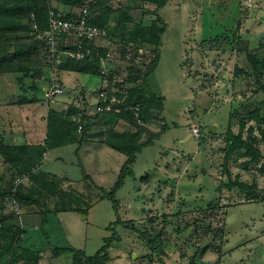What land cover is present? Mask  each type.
Wrapping results in <instances>:
<instances>
[{
    "label": "rangeland",
    "instance_id": "1",
    "mask_svg": "<svg viewBox=\"0 0 264 264\" xmlns=\"http://www.w3.org/2000/svg\"><path fill=\"white\" fill-rule=\"evenodd\" d=\"M245 1L168 0L159 9L167 26L150 87L163 96L164 109L163 119L155 121L151 130L159 133L164 123L166 130L138 154L134 176L115 193L119 205L104 194L118 180L119 159L125 160L124 154L115 151L119 157L107 156L102 152L106 148L97 142L84 144L78 152L76 144L54 149L30 185L34 192L42 190L43 201L38 206L22 205L25 232L36 244L32 248L35 252L42 251V255L43 245L72 246L85 256H93L108 242L111 259L106 264H190L194 255L198 264H215L219 259L227 264H264V201L249 199L248 191L239 186L218 189L222 181H229L223 147L230 115L234 109L242 112L249 100L260 96L253 93L254 84L243 96L242 83L234 81L236 66L247 65L245 48L264 41V0H251L252 6ZM153 17L149 15L147 20ZM97 43L110 47L112 57L104 60L106 67L120 66L118 77L125 78L128 61L122 58L118 45L111 38ZM59 71L58 67H46L44 75L36 78L37 92L31 87V77L23 84L17 83L13 74L0 77V101L30 99L36 93L44 98V90L54 82L64 86ZM78 76L79 82L68 86L50 104L45 99L14 103L10 111L18 130L24 127H20L21 109L33 108L38 114L35 127L44 132L49 112L62 111L73 93L78 95L74 90L78 83L87 89L101 86L99 75ZM40 114L45 117L42 122ZM192 124L199 126L200 137L193 134ZM238 129L234 122L233 130ZM260 148L264 150L263 143ZM54 155L60 157L53 159ZM247 160L239 154L230 159L232 179L239 175L243 182L255 181L263 194L264 158L246 166ZM46 172L68 175V183H74L68 197L54 196V187L44 186L41 177ZM211 201L219 202L224 210L209 212ZM64 206L75 210L56 211ZM40 207L46 210L47 222L38 212ZM142 230L160 237L164 250L152 248L149 232ZM206 245L211 247L201 254L199 247L204 250ZM53 264H73V253H64Z\"/></svg>",
    "mask_w": 264,
    "mask_h": 264
},
{
    "label": "trees",
    "instance_id": "2",
    "mask_svg": "<svg viewBox=\"0 0 264 264\" xmlns=\"http://www.w3.org/2000/svg\"><path fill=\"white\" fill-rule=\"evenodd\" d=\"M85 1L0 0V77L13 74L17 83L21 84L26 81V78L31 77L34 79L31 87L35 91L38 90L40 87L36 84V78L44 75L46 67L53 69L49 62L46 40L44 38V34L49 28L50 10H54L59 17L75 21L80 18L81 5ZM119 1L121 0H91L89 22L107 29V38H111L113 43L118 45V51L124 60L127 52L130 50L134 52L133 59L131 61L127 60V75L125 78L118 77L121 72L118 70L120 66L117 69L111 65L107 66L110 71V78L114 79L115 76L117 77L113 84V87L118 89L115 92L116 95L120 98L127 96L125 104L121 106L122 108L119 112L106 111L98 113L95 109L93 113H90L87 107V95L93 93L97 97L96 91L98 89L94 92L86 90L85 93L77 91V99L75 98L74 102L68 105L66 116L62 120L63 133L49 130L45 141L37 144H9L1 140L0 210L3 208V200L12 195L17 198L21 211L22 205L38 206L39 202L43 201L42 190L34 192L30 185L32 181H36L34 174L44 163L45 154L48 150L62 146L67 147L72 144L78 145V152L80 147L85 142H88L91 135L99 136V141L106 143L108 147L126 156L114 187L110 192L104 194V196L119 205L118 200L115 199V193L125 185L128 177L134 176L133 167L138 154L142 152L147 144L153 141L156 135L166 130L167 125L164 122L163 129L159 133L151 130V125L155 121L163 119L164 98L151 89L150 76L153 74L158 62L162 34L167 26L158 11L167 5L168 0H135L136 3H133L132 0H127L126 4H121ZM149 15L155 17L147 20ZM125 33H128V36L125 37ZM75 37V35L69 34L61 35L59 37L60 49L63 51L76 50ZM80 40L84 48L90 46L95 51L99 50L100 56L76 59L65 54L56 67L64 71L99 75L102 82V87L99 90L106 88L112 95L110 87L103 81V65L101 63L102 60H108L110 47L102 46L97 41H90L83 37ZM139 50L143 51L144 61L136 64L134 60L139 55ZM245 54L247 65L245 67L236 66L234 81L242 83L243 87L240 92L243 96L247 93L246 89H249L253 84L256 86L253 89V93L260 96L257 99L249 100L243 106L242 112L238 113L234 109L230 115L225 147H223L225 152L223 165L229 176V181L227 183L222 181L218 189L222 191V186L228 188L234 185L239 186L242 190L248 191L249 199L264 201V192L260 197L254 192L258 187L255 181L252 184L243 182L240 180L239 175H236L233 180L229 168L230 159L237 154L248 157L249 160L246 161V166L249 163L259 162L264 158V150L260 148V144H264V41L252 49L245 48ZM36 94L30 99L20 98L16 101L13 100L12 103H33L45 99V97H39ZM136 103L141 104L142 107L141 122L135 119L134 112L129 108L130 105ZM79 112L83 113L84 119L81 131H79V124L73 120V116H76ZM99 115L103 119L100 121L102 127L98 128V132H92L94 130L92 127L98 122L97 118ZM234 122L239 126L237 132L233 130ZM261 171L264 172V162L261 165ZM22 174L28 175V179L24 182L28 181L31 183L25 185L22 182L14 192L15 180ZM41 178L45 183V187L46 185L54 187L52 194L57 197H68L72 186H74V183H68L67 177L53 173L46 172ZM224 208L219 202L214 201H211L208 205L209 212L213 209L224 210ZM69 210H75V207L68 208L64 206V208L56 211ZM38 212L43 214V221L47 222L46 210L40 207ZM2 221L0 264H9L19 241L25 235V229L20 226L17 216L13 213L4 212ZM142 232L148 233L149 231L142 230ZM148 234H150L148 240L153 243L152 248L158 246L163 249V240L158 236H153L150 232ZM108 247L107 242L95 255L85 256L84 251L72 246H56L52 249V254L55 257H59L64 253L71 252L73 253V264H106L111 259L109 252H107ZM210 247L211 245H206L204 250L199 247L200 253L204 254ZM196 263V255H194L190 264ZM34 264H38V262ZM215 264L227 263H223L219 259Z\"/></svg>",
    "mask_w": 264,
    "mask_h": 264
},
{
    "label": "built area",
    "instance_id": "3",
    "mask_svg": "<svg viewBox=\"0 0 264 264\" xmlns=\"http://www.w3.org/2000/svg\"><path fill=\"white\" fill-rule=\"evenodd\" d=\"M90 2L91 0H86L81 5V15L78 20H70L57 16L54 10H50L49 14V28L44 34V38L46 40V50L48 53L49 62L53 67H56L57 63H59L65 54L76 58V59H84L88 56L99 57V50H93L92 47L88 46L84 48L82 41L80 38H85L90 41H98L108 37V31L106 28L99 27L98 25L91 24L89 22L90 18ZM245 3L248 6L251 5V0H246ZM63 34L75 35L76 37V50L63 51L59 47V37ZM109 57H112L110 53ZM134 52L129 51L126 54V60L131 61L133 59ZM144 61L143 51L139 50V55L135 58L134 62L142 63ZM102 67V75L104 77L103 81L110 87V91H112V95L106 88L98 89L97 92V100L95 102L96 111L98 113H104L106 111H116L119 112L121 110V106L125 104V100L127 96H123L122 98L118 97L115 92H117V88L113 87L116 76L114 79L110 78V71L108 67H106L104 60L101 61ZM66 91L65 86L60 85L59 83L54 82L50 87L45 89V100L48 104L55 101L57 95L62 94ZM79 93H85L84 87H79L77 89ZM129 108L134 112V117L138 122L142 121L141 117V104L136 103L130 105ZM73 120L79 124V131L83 128V113L79 112L76 116H73ZM192 132L195 137H200V128L196 124H192L191 126ZM28 179L27 174L19 175L16 180V186L13 188V191H16V188L19 184ZM13 213L17 216L18 222L20 226L23 228V220H22V211L19 205V202L15 195L11 197H6L3 200V208L0 210V237L2 235L3 221L2 214L3 213ZM15 254L11 257L9 264H12Z\"/></svg>",
    "mask_w": 264,
    "mask_h": 264
},
{
    "label": "crops",
    "instance_id": "4",
    "mask_svg": "<svg viewBox=\"0 0 264 264\" xmlns=\"http://www.w3.org/2000/svg\"><path fill=\"white\" fill-rule=\"evenodd\" d=\"M114 61H115V59H114ZM59 72H60L59 73V79H61V81H63L65 83L64 86H65L66 90H67L68 86H73V84H75V82H79V76H78L79 72L64 71V70H60ZM77 86L84 87L85 90L94 92L95 90L102 87V82H101V86H99L97 88H93V89H87L85 85H83V84L79 85V83ZM79 87H77V89ZM77 89H74L76 93H77ZM93 95H94L93 93L92 94L89 93V95H87V101H88L87 107H88L90 113H93V111L95 110V102L97 100V97L95 95L94 96ZM76 97H77V94L74 95V93H73V95L69 99L68 103L66 105H64L62 111L49 112V115L46 118L47 128L45 129L44 132H43V129L39 130L37 127H35L36 126L35 124L37 121L36 116L38 114L34 110H32L33 108H29L28 111H27V108L20 110L19 117L23 118V120L21 121L20 127H22V126H24V127L22 130H18L17 122L14 120V117L11 116V111H10L11 108L14 106V104L12 103V101H7V102L6 101H4V102L0 101V141L4 140L6 143H9V144H26V143L37 144V143H43L45 141V139L47 138V133L49 130L55 131L58 133H63L64 127H63L62 120H64V118L66 116V110H67L68 105L70 103H73ZM24 106L25 105H21L20 107H24ZM100 115L97 118L98 122L96 124H94L92 127L94 129L92 132H98V130H99L98 128L102 127L100 121H102L103 119H101L102 117ZM39 116L41 117V118H39L40 119L39 121L42 122L43 121V119H42L43 115L40 114ZM43 118L45 119V117H43ZM25 121H26V123H25ZM6 125H8V128ZM98 138H99V136L91 135V137L88 139V142H85L84 144H86V143L89 144L91 142H92L91 144H95L93 142H97V144L99 143L100 147L106 148V150H104L102 152L105 153L107 156L119 157L115 154V151H116L115 149L108 147L106 145V143L99 141ZM62 147H64V146H62ZM58 148H61V147H57V149ZM54 149H56V148H54ZM54 149L48 150V152L45 154V161L52 158L51 155H52V151ZM93 150H91V151H93ZM76 151H77V148H76ZM92 155L93 154L91 153V157H92ZM58 156L59 155H54L53 159L60 157V156L59 157ZM104 159L108 160L106 157H104ZM119 160H121V163H120V169H121V167H122V165L126 159L125 160L119 159ZM53 174L62 176V174H59L56 172ZM63 175H64V177L68 176L66 174H63ZM40 215L43 217L42 213H40ZM35 224H36L35 222L32 223V225H35ZM23 225H24L23 228L25 229L26 227H25L24 221H23ZM36 227L39 229L38 225H36ZM23 237L24 238H22L19 241L21 246L19 245L18 249H16L12 264H28V263L31 264V262H32V264H34L35 262H38V264H43V263L53 264V261L60 259V256L59 257L53 256L52 249L54 247H50V246H46V245H43V247L40 246L41 249L44 248V252L41 255L42 251L35 252L32 249L33 246H36V244L32 240V237L29 238V235H27L26 232H25V235H23ZM222 262L226 263L224 261H222Z\"/></svg>",
    "mask_w": 264,
    "mask_h": 264
},
{
    "label": "water",
    "instance_id": "5",
    "mask_svg": "<svg viewBox=\"0 0 264 264\" xmlns=\"http://www.w3.org/2000/svg\"><path fill=\"white\" fill-rule=\"evenodd\" d=\"M212 128L214 129L213 126H210V130H212ZM254 192H255V194H256L257 196H261V195H262V191L254 190Z\"/></svg>",
    "mask_w": 264,
    "mask_h": 264
}]
</instances>
